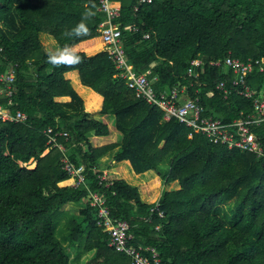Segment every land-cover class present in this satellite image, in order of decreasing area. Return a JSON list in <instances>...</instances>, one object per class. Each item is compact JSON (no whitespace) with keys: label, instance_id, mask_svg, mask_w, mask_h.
Here are the masks:
<instances>
[{"label":"trees","instance_id":"16d2710c","mask_svg":"<svg viewBox=\"0 0 264 264\" xmlns=\"http://www.w3.org/2000/svg\"><path fill=\"white\" fill-rule=\"evenodd\" d=\"M113 2L121 9L117 22L127 60L138 73L150 70V77H158V96L186 86L188 97H199L206 114L224 122L253 112V101L237 89L227 98L217 89L220 82L233 89L235 75L211 62L228 56L264 59V0H153L138 10L137 0ZM98 8L99 0H0V70L15 67L13 110L28 116L25 123L0 121V264H132L97 225L89 190L106 197L113 216L131 225L134 245L155 247L163 262L264 264V156L214 144L199 130L164 120L161 108L136 97L116 76L99 31L106 16ZM86 9L94 13L88 34L65 37ZM127 25L137 30H125ZM40 33L60 48L71 45L83 62L53 67ZM196 59L203 66L190 76ZM247 84L264 92V72L255 70ZM92 113L107 115L109 126L114 116L120 142L91 144L90 133H111ZM49 127L68 133L57 142L85 167L88 188L72 187L58 147L47 151ZM253 132L264 146V122ZM118 147L113 159L125 176L106 186L98 161ZM155 176L163 181L162 197L146 204L137 181ZM148 189L159 195L157 182ZM69 203L82 210L70 217L65 243L57 236L55 216ZM91 251L95 256L81 263Z\"/></svg>","mask_w":264,"mask_h":264},{"label":"built area","instance_id":"2783aa9c","mask_svg":"<svg viewBox=\"0 0 264 264\" xmlns=\"http://www.w3.org/2000/svg\"><path fill=\"white\" fill-rule=\"evenodd\" d=\"M137 2L135 10H138L139 5L152 3L153 0H137ZM98 10L106 16V19L100 25L99 31L103 34L104 41L109 46L108 53L117 70L116 76L126 81L127 86L134 91L136 97L161 108L164 112V120L176 119L179 123L193 130H199L214 144H223L229 149H239L256 153L258 156H264V146L253 132L256 125L264 122V92H258L247 84L248 76L255 70L264 72V59L243 61L228 56L224 60L211 62L213 66L222 67L226 74L232 72L235 75L232 81L233 89L226 82H220L217 85V89L226 98L232 90L237 89L239 95L253 101L252 113L245 115L242 111L239 118H235L231 122H224L213 115H207L206 107L201 103L199 97L190 98L187 96L186 86H177L169 93L158 96L154 88V83L158 80V77H150V70L145 73H138L127 60L121 42L122 28L120 23L117 22L121 17L120 6L115 4L113 0H99ZM125 30L136 31L137 27L127 25ZM145 38H149V34H146ZM200 66H203L202 60H193L188 71L189 75H194V68ZM15 81V67L8 66L6 70H0L1 122L25 123L28 120V116L24 111L13 110L15 105ZM183 97L185 98L183 99ZM45 134L48 136L49 147L47 151L56 146L63 152L62 167L73 177L72 187L75 189L83 186L88 188L85 167L73 163L69 159L65 147L57 142L58 137L68 136V133L65 131L56 132L54 128L49 127ZM190 136H192V133ZM99 178L100 183H105L106 186L113 183L112 180L107 178L105 171L102 172ZM89 201L90 205L97 210V225L102 227L109 236V245L115 248L116 251L129 256L132 264H169L161 260L155 247H143L133 244L134 233L131 230V225L127 221L113 216L110 207L107 205L106 197L100 192L89 190ZM157 210L158 205L151 212ZM163 214V211L159 210V215L163 217ZM160 228V225L156 227V229Z\"/></svg>","mask_w":264,"mask_h":264},{"label":"rangeland","instance_id":"374dc122","mask_svg":"<svg viewBox=\"0 0 264 264\" xmlns=\"http://www.w3.org/2000/svg\"><path fill=\"white\" fill-rule=\"evenodd\" d=\"M47 36V35H40L39 34V38H41L40 40H41V42H42V45H43V49L44 50H46V49H48V50H50V47H47V45H46V38H50L49 36H47L46 38L45 37ZM51 39V38H50ZM51 51V50H50ZM92 110V109H91ZM106 118V121H107V123L110 125V121H108L109 120V118L108 117H105ZM111 123H112V125L110 126V131H111V137H107V136H105V137H99V136H94V137H90L91 138V140H93V141H90L91 142V144H93V143H96V142H103V143H110V142H120V139H121V137H120V135L118 134V130L116 129V127H115V125H114V122H113V120H111ZM90 138H89V140H90ZM110 139V140H109ZM36 163H35V161H31L30 162V164H29V166L31 167V168H34ZM115 162H114V160L112 161L111 160V158L106 162V164H105V166L104 167H102V169L105 171H107V173L109 174V178L110 179H114V178H116V175H114L109 169L110 168H112V166L114 167L115 166ZM112 165V166H111ZM119 170L120 171V175H124V169H123V167L122 166H117V167H115V170ZM125 176V175H124ZM144 179L145 178H147L145 175H144V177H143ZM113 181H115V180H113ZM142 181H143V179H142ZM145 181H147V180H145ZM144 183H146V182H144ZM143 183V184H144ZM140 185H141V183H139ZM138 184V185H139ZM162 184H163V181H162ZM162 188H163V186H162ZM162 193H163V190H162ZM145 194H146V196L148 197V195H147V193L145 192ZM157 203V202H156ZM82 210V206H80V205H78V204H76V203H69V204H67L66 205V207H64V208H62L57 214H56V216H55V225H56V230H57V236H58V238L61 240V241H63V242H65V243H67L66 241H65V239H66V237H67V235H68V221H69V219H70V217L72 216V215H75V216H77V215H79ZM73 257H75V255H73ZM74 259V258H73Z\"/></svg>","mask_w":264,"mask_h":264},{"label":"crops","instance_id":"0c3cea01","mask_svg":"<svg viewBox=\"0 0 264 264\" xmlns=\"http://www.w3.org/2000/svg\"><path fill=\"white\" fill-rule=\"evenodd\" d=\"M40 35H47V34H44V33H40ZM47 36H49L50 38H46L45 36V38H46V42H49L48 40H50V41H52V43H51V46H50V50L52 51V52H55L58 48H60L59 47V45L57 44V42H56V40L52 37V36H50V35H47ZM41 39V38H40ZM50 50H48V49H46V50H44L46 53H48ZM185 97H183V99H184ZM183 99H182V101H183ZM92 115H93V117L94 118H96L97 120H99V121H102V122H104V123H106L108 126H109V124L107 123V121H106V118L105 117H108L107 115H100V114H94V113H92ZM110 116V118H112V120L114 121V116L112 115H109ZM110 127V126H109ZM118 134L120 135V137H121V139H122V134H121V132H118ZM90 135V137L92 136V137H94V136H96L94 133H90L89 134ZM89 137V138H90ZM99 137H105V136H99ZM107 137H111V133H110V135L109 136H107ZM120 139V140H121ZM110 140V139H109ZM90 141H93V140H91V138H90ZM116 142V141H115ZM110 143H113V142H110ZM110 143H103V142H96V143H93L92 145L94 146V147H100V146H103V145H107V144H110ZM120 150V147H118V148H116L115 150H113V151H111V152H109L107 155H105V156H103L99 161H98V168L99 169H101L102 171H104L103 169H102V167H104L105 166V164H106V162H104V158L105 157H107L110 153H112L111 154V160L113 161L114 159V155L118 152ZM115 162V161H114ZM116 163V162H115ZM35 166V165H34ZM112 166V165H111ZM117 166H121L119 163H116L115 164V166L113 167L112 166V168H110L109 170L114 174V175H116V178H114V179H110L109 178V174L107 173V171L105 170V172H106V175H107V178L108 179H110V180H118V179H123L124 178V175L122 174V175H120V171L119 170H115V167H117ZM144 182H146V183H144ZM151 182H157L158 183V185L160 186V192H159V195L158 196H154V194L152 193V192H150L149 191V189H148V187H149V185L151 184ZM139 183H141V185L139 184ZM144 183V184H143ZM137 184H139L138 186H139V191H140V197H141V200L144 202V203H146V204H153V203H156V202H158L160 199H161V197H162V190H163V188H162V186H163V184H162V179L160 178V177H158V176H155V177H151L150 179H148L147 181H143V182H139V180L137 181ZM146 192L147 193V195H148V200L146 199V198H144V193L143 192ZM66 207V206H65ZM95 256V251H91V252H89V253H87V254H84L83 256H82V259H81V263H85V262H87V261H89L90 259H92L93 257Z\"/></svg>","mask_w":264,"mask_h":264},{"label":"clouds","instance_id":"9594fccd","mask_svg":"<svg viewBox=\"0 0 264 264\" xmlns=\"http://www.w3.org/2000/svg\"><path fill=\"white\" fill-rule=\"evenodd\" d=\"M94 15L90 9L82 13L80 21L71 29H66L63 35L67 38L79 39L88 34L87 21ZM47 62L53 67L74 68L82 63L79 53L73 50L71 45L58 48L55 52L47 53Z\"/></svg>","mask_w":264,"mask_h":264}]
</instances>
